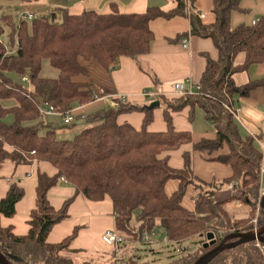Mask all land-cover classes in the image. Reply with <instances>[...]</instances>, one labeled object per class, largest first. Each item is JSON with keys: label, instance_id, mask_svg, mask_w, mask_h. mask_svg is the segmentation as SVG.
Instances as JSON below:
<instances>
[{"label": "trees", "instance_id": "1", "mask_svg": "<svg viewBox=\"0 0 264 264\" xmlns=\"http://www.w3.org/2000/svg\"><path fill=\"white\" fill-rule=\"evenodd\" d=\"M175 1L176 7L169 11L151 6L144 12H123L113 2L109 12L86 10L73 14L60 7L51 15L36 17L31 22L20 18L16 23L11 14L1 17L0 169L7 160L16 164L47 162L55 169L54 173L37 171L35 205L30 211L27 234L17 235L12 225L5 226L1 220L3 216L16 215L17 204L25 197V187L13 182L0 199V251L11 264H95L77 262L64 253L77 237L79 226L60 242L48 240L54 227L69 217L74 198L67 199L59 208L52 204L50 191L63 179L87 200L110 198L115 228L128 241H142L159 221L170 242L181 243L211 230L216 232V243L202 245L164 264H193L225 237L255 229L252 219L263 148L252 134L241 131L235 99L249 96L257 88L264 90V76L245 84H238L234 76L254 64L264 65V14L255 25L233 26V13L242 10V0H213L216 21L206 24L192 12L193 0ZM56 9L62 12L61 22L56 21ZM176 16L189 18L192 35L212 39L219 57H207L200 93L164 98L167 129H149L155 106L120 102L117 107L110 106L88 116L87 121L99 122L87 125L73 138H58L57 128L41 113L39 101L47 99L62 114L95 101L96 92L91 86L74 80L87 73L80 57L96 59L106 69L114 70L122 57L137 58L150 51L155 38L153 20ZM5 25L10 28L13 51L3 40ZM240 53H245L246 59L237 64L235 58ZM45 59L59 70L58 77L42 76ZM14 74L28 75L30 86L16 81ZM9 99L16 104L6 107L4 102ZM186 107H190L192 119L195 108L204 111L205 118L215 127V138L194 142L191 130L175 127L172 113ZM132 111L145 114L140 128L130 122H119L121 114ZM10 113L15 119L7 123L5 119ZM189 144L193 150L209 154L228 146L227 153L214 159L231 166L233 174L224 181L228 185L240 182L235 193L215 199L213 192L206 191L196 197L195 209L183 204L188 187L199 180L193 168V153H183L182 167L170 163L169 153ZM171 179H179V186L169 194L166 186ZM233 200L250 205L249 216L233 217L227 208ZM263 226L264 200L257 227ZM135 255L129 264H150ZM209 264H264V243L251 241L226 249Z\"/></svg>", "mask_w": 264, "mask_h": 264}, {"label": "crops", "instance_id": "2", "mask_svg": "<svg viewBox=\"0 0 264 264\" xmlns=\"http://www.w3.org/2000/svg\"><path fill=\"white\" fill-rule=\"evenodd\" d=\"M38 1V0H36ZM194 8L204 12L202 21L212 24L216 21L213 12V0H193ZM35 2V1H33ZM115 2L123 12H144L148 7L157 6L165 11L176 7L175 0H45L39 3H26V9L35 18L42 12L43 15L53 13L55 8H67L70 13L80 14L86 10L109 12L111 4ZM241 9L233 13L232 24L238 26L242 23H252L254 19L264 14V0H242ZM60 9H56L58 15ZM155 38L151 49L147 54L137 58L122 57L118 67L108 70L96 59L80 57L81 64L87 69L86 74L74 78L77 82L87 83L96 92L95 101L87 105H79L74 108L78 116H90L107 108L109 99L115 95H126L127 102L138 106L153 107V121L149 125L150 130L162 131L167 129L164 117V98L181 96L172 93V85L176 82L193 83L199 85L203 72L206 69L207 57L218 59L219 52L210 38L195 36L190 33V20L184 16H176L171 19H156L151 22ZM189 38V48L184 49L182 40ZM245 53H240L235 58V63L245 62ZM264 76V65L254 64L248 70L238 72L234 77L238 84H245L251 80ZM155 93L154 96H145L143 92ZM199 108V107H197ZM195 112L196 113V109ZM235 108L239 116V125L243 134H252L256 141L264 148V90L257 88L246 97H236ZM191 109L186 107L181 111L173 112L174 125L179 130L193 129V120L190 117ZM52 118L60 117V114H50ZM145 114L141 111L123 113L119 116V122H130L140 128L143 125ZM77 121H87L79 119ZM76 121V122H77ZM67 126V125H66ZM63 134L77 133L78 129L61 130ZM194 133V132H193ZM216 132L199 133L194 136V142L202 138H215ZM193 153L194 172L200 179L209 182L216 177H230L233 174L231 166L217 161L214 157L227 153L228 146L209 154L208 152L195 151L192 144L182 146L179 150L169 153L170 163L176 167H182L183 153ZM42 169L54 173L55 169L47 162L30 164H16L7 160L0 169V199L3 198L13 182H19L25 187L29 181V191L17 204V213L13 217H2V224L12 225L17 235H25L30 229L28 223L31 209L35 205L34 183L37 181V171ZM179 186V185H178ZM36 187V185H35ZM231 196V195H230ZM228 196V197H230ZM74 197L69 206V217L57 224L49 234L48 240L56 243L71 234L75 227L79 226V233L72 242L70 248L64 253L71 256L77 262L90 261L95 264L123 263L118 254L128 249L123 246L119 253H115L110 246L104 243L103 233L107 229L115 228V215L110 198L103 201L87 200L78 193L74 186L64 179L50 191L52 204L59 208L64 201ZM228 197H220L225 199ZM137 252L134 253V255Z\"/></svg>", "mask_w": 264, "mask_h": 264}, {"label": "rangeland", "instance_id": "3", "mask_svg": "<svg viewBox=\"0 0 264 264\" xmlns=\"http://www.w3.org/2000/svg\"><path fill=\"white\" fill-rule=\"evenodd\" d=\"M45 0H38L32 3H39L44 2ZM31 4V3H30ZM26 3L22 2L21 0H0V21L1 17L5 14H11L14 18V21L18 23L20 18L24 20H28L31 22L30 19L26 18V14L29 13L25 7ZM38 16H42V12H38ZM47 15H51L47 14ZM63 20V15L61 11H58V15L56 18L57 22H61ZM6 32L3 35V40L7 43L9 49L13 51L15 46L12 44L10 39V28L5 25ZM42 76L44 77H51L56 78L59 75V70L55 68L49 59H45L43 61V69H42ZM13 77L18 82H23L22 77L14 74ZM26 86H30L28 82H23ZM16 104L14 99H9L4 102L6 107H11ZM110 107V105H106ZM14 114L10 113L7 115L5 121L7 123L14 122ZM46 120L51 122L54 127L57 128L58 138L60 139H70L73 138L76 133L71 132L70 134L66 135L60 132L61 130L66 129H78L79 131L85 128L87 125L97 124V121H77L71 125L66 126L63 123L62 116L57 118H52V116L47 115ZM193 129L192 132L194 136L198 135L199 133H209L215 132V127L212 122L205 118L204 111L201 108L196 109V113H194L193 117ZM217 179L209 182L205 179H200L196 181L195 184H192L188 187L187 192L183 198V204L190 208H196V197L203 193V192H213V196L215 199H221L220 197H228L235 193V189H229V185L224 181V177H216ZM34 189L36 183L33 182ZM179 185V179H171L166 186L167 193L171 194L174 192ZM29 191V181L26 182V192ZM36 195V191H35ZM227 208L233 217H247L252 210L250 205L245 204L241 200H233L227 204ZM261 212V211H260ZM260 214V213H259ZM256 217V212H255ZM252 219V221L255 219ZM255 224V223H254ZM258 225V222H257ZM255 224V228L257 226ZM155 233H147L142 241H128L126 239V244L128 245V249L122 252L121 255L118 254V258L123 261L122 264H129L130 259L134 255L135 252L141 256L142 261L149 262L150 264H164L169 262L173 258H177L182 254L194 252L199 249L200 246L208 247L212 243H216L217 241V234L215 231L211 230L204 235H199L192 237L188 240H185L181 243L177 242H170L167 240L166 233L164 228L161 226L160 221L158 222L156 228L153 230ZM105 264V263H101ZM116 264V263H110ZM117 264H119L117 262ZM121 264V263H120Z\"/></svg>", "mask_w": 264, "mask_h": 264}, {"label": "built area", "instance_id": "4", "mask_svg": "<svg viewBox=\"0 0 264 264\" xmlns=\"http://www.w3.org/2000/svg\"><path fill=\"white\" fill-rule=\"evenodd\" d=\"M190 5H191L192 12L195 15L200 17V19H203L205 17V13L195 9L194 6L192 5L191 1H190ZM26 18L32 20L35 18V16L32 13H27ZM258 20H259V18L254 19L251 24L255 25ZM182 46L184 49L189 48V38L188 37H186L182 40ZM22 80H23V82L30 83V79H29L28 75L23 76ZM200 91H201V85L200 84L199 85H196L193 83L187 84V83L181 81V82H176L172 85V91L171 92L179 94V95H196V94L200 93ZM143 94L145 96H149V97L156 95L155 93L148 92V91L143 92ZM96 97H97V95H96ZM127 98L128 97L124 94L115 95V97H112L111 99H109L110 106L117 107L120 102H124V103L127 102ZM39 108H40V111L43 115L60 114L62 116L63 123L67 126L75 123L77 120H79L81 118L87 119L86 116L82 117V116L76 115L74 113V111H70L66 114L59 113L55 109V107L45 98L40 99ZM235 115H236V118L239 120V116H238L237 112ZM32 153L34 154L35 151H33ZM238 187H240V182H238V181L229 184V189H235ZM263 200H264V148H263V159H262L260 170H259V191H258V197H257V202H256V217L253 220V223H255L256 225L258 222V216H259V213L261 211ZM254 230H257V226ZM152 233H155V232L152 231ZM102 239H103L104 243L107 244L108 246H110L115 253L121 252L124 244L126 243V237L124 235H122L120 232H118L116 230V228L107 229L103 233Z\"/></svg>", "mask_w": 264, "mask_h": 264}, {"label": "water", "instance_id": "5", "mask_svg": "<svg viewBox=\"0 0 264 264\" xmlns=\"http://www.w3.org/2000/svg\"><path fill=\"white\" fill-rule=\"evenodd\" d=\"M251 241L264 243V226L257 230L241 232L227 236L219 245L200 256L193 264H209L226 249H233ZM0 264H11L0 251Z\"/></svg>", "mask_w": 264, "mask_h": 264}, {"label": "flooded vegetation", "instance_id": "6", "mask_svg": "<svg viewBox=\"0 0 264 264\" xmlns=\"http://www.w3.org/2000/svg\"><path fill=\"white\" fill-rule=\"evenodd\" d=\"M257 229H258V227H257ZM226 238V237H225Z\"/></svg>", "mask_w": 264, "mask_h": 264}]
</instances>
